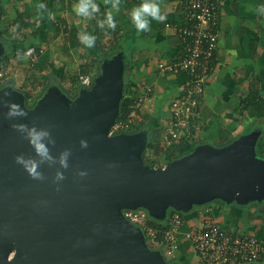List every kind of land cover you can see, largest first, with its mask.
Instances as JSON below:
<instances>
[{
    "label": "water",
    "instance_id": "1",
    "mask_svg": "<svg viewBox=\"0 0 264 264\" xmlns=\"http://www.w3.org/2000/svg\"><path fill=\"white\" fill-rule=\"evenodd\" d=\"M4 52L0 42V58ZM122 56L103 61L92 90L80 88L73 100L51 87L13 120L4 118L0 103V264H164L122 210L144 205L158 217L167 206L188 213L216 200H264V159L253 150L258 132L213 152L198 146L160 169L142 163L145 132L109 135L123 93ZM3 92L0 99L23 108L22 94ZM16 124L48 129L53 157L70 150L68 168L44 162L38 170L45 179H31L14 157L39 158ZM57 171L65 175L58 189ZM81 171L87 175L79 177Z\"/></svg>",
    "mask_w": 264,
    "mask_h": 264
},
{
    "label": "crops",
    "instance_id": "2",
    "mask_svg": "<svg viewBox=\"0 0 264 264\" xmlns=\"http://www.w3.org/2000/svg\"><path fill=\"white\" fill-rule=\"evenodd\" d=\"M77 2L78 0H3L6 10L9 6L17 9L10 13L7 11L3 17L0 35L3 33L5 38L17 39L18 44L13 49L19 50L18 53L22 54L20 56L32 51L31 55L34 57L33 61H20L29 74L36 73H31L28 77V88L32 89L37 85L40 87L37 95L42 96L48 82L57 80L59 83H70L72 77H66L67 65L57 58L61 54L64 62L66 59L72 60L73 52H79L83 63L78 65L75 75H88V72L81 74L80 67L90 64L92 48L85 47L81 42L75 51L69 46L68 33L70 29H77L78 39L82 33L95 35L96 42L100 43L104 51L111 44L117 43L127 51L128 67L123 88L125 85L130 97H144L141 106L143 111L139 120L136 119V124L151 126L163 132L162 126L167 124L169 116V101L179 94L187 80L185 73L172 74L159 68V64L168 65L179 60L181 42L178 29L183 24L184 0H157L161 13L166 14L167 19L164 22L151 21V30L140 33L134 28L129 13L143 0H119V6L116 8L112 7V0H94L99 6V12L92 19L75 14L73 9ZM218 2L217 25L214 28L217 33V48L204 85V93L200 97L199 118L193 144L210 142L223 147L235 141L249 124L264 123V119L260 117L254 120L248 118V107L244 102L249 95L254 94L258 104L264 105V15L257 12L264 0ZM39 3H43L45 8L39 10ZM108 15L115 21V29L108 28L107 25L104 29L98 28L97 22L106 20ZM19 16L28 26L22 22L13 26ZM34 32L37 33L36 38L31 35ZM25 46L28 49L24 48ZM5 47L4 45V49ZM36 48L40 51L39 55L34 52ZM86 51L91 53L88 54L89 57L85 56ZM46 53L49 55L45 66L40 70L39 59L46 56ZM81 55L84 57L81 58ZM51 65L55 67L52 71ZM89 67H92L91 64ZM51 77L53 80H50ZM148 88L150 92L146 95L144 93ZM25 97L32 100L33 95L28 94ZM255 131L261 133L259 130ZM243 134L241 136H244ZM261 159H264V156ZM236 205L213 201L190 213L186 218L187 226L195 224L201 216H206L223 229L255 236L264 243V200L255 201L248 206ZM156 222L165 224V220ZM181 243L187 244L183 240L180 242L179 253ZM183 252L185 255L182 256ZM186 256L189 258L190 253L184 245L180 257L184 259Z\"/></svg>",
    "mask_w": 264,
    "mask_h": 264
},
{
    "label": "built area",
    "instance_id": "3",
    "mask_svg": "<svg viewBox=\"0 0 264 264\" xmlns=\"http://www.w3.org/2000/svg\"><path fill=\"white\" fill-rule=\"evenodd\" d=\"M218 7V0H184L183 24L178 29L181 56L175 63L159 64L162 71L187 74L179 94L169 102L166 131L171 137L170 142L178 143L181 139L191 137L195 121L199 118L200 97L204 93L217 48L214 28L217 25ZM31 54L32 51L25 54L28 61L34 59ZM7 75L8 67L1 66L0 81ZM78 80L81 87L92 84L88 75H79ZM149 92L148 88L144 94L148 95ZM143 102V95L135 96L128 119L115 122L109 135L124 133ZM121 213L129 224L141 230L147 248L161 251L169 258L179 253V245L183 240L192 248L200 264H264V243L261 240L249 234L223 229L209 217L201 216L195 224L187 226V217L175 211L169 213L165 224L158 228L150 224L148 214L143 209H124Z\"/></svg>",
    "mask_w": 264,
    "mask_h": 264
},
{
    "label": "clouds",
    "instance_id": "4",
    "mask_svg": "<svg viewBox=\"0 0 264 264\" xmlns=\"http://www.w3.org/2000/svg\"><path fill=\"white\" fill-rule=\"evenodd\" d=\"M119 6V0H112V7L116 8ZM39 10L45 8L43 3L37 5ZM74 12L79 17H85L88 19L94 18L95 14L99 12V6L94 2V0H78L74 5ZM257 12L260 15H264V4H261ZM129 17L134 28L138 33L150 31L151 21L164 22L167 19L166 14L161 13L160 5L157 0H143L142 3L132 8L129 13ZM107 25L108 28L115 29V21L111 15L107 16L106 20H99L97 22V27L104 29ZM97 37L89 33H82L79 35L80 42L87 48L95 47ZM17 58L20 59V54H17ZM3 92V90H0ZM7 92H3V96L6 97ZM3 107L6 109L4 112V118L8 120H13L18 117H24L27 112L19 104L11 102L6 99H0ZM13 128L28 141V144L32 148L35 155L39 158L38 160L32 158H25L23 155H16L14 157V162L25 170L29 177L33 180H44L45 177L38 170L40 164L44 162H49L50 164L58 163L61 169L68 168V158L70 156V150L65 149L60 152L58 158L53 157L50 154L48 145L54 144L55 141L52 138L51 132L46 128H36L35 126L29 128L24 124L13 125ZM80 148L85 149L88 147V142L86 140L79 141ZM160 169V168H157ZM79 177H85L87 173L81 171L77 174ZM65 180V175L63 171H57L53 179V183L57 185V189L61 182ZM150 218V217H149Z\"/></svg>",
    "mask_w": 264,
    "mask_h": 264
},
{
    "label": "trees",
    "instance_id": "5",
    "mask_svg": "<svg viewBox=\"0 0 264 264\" xmlns=\"http://www.w3.org/2000/svg\"><path fill=\"white\" fill-rule=\"evenodd\" d=\"M3 0H0V23L3 19V17L5 16V14L7 13V10L3 7ZM26 16H29V14H26ZM27 18V17H26ZM18 23H23L22 17L19 16L17 18V21L13 22V26H16ZM25 24V26H28L27 23H23ZM59 30V29H57ZM7 31V29L5 30V32ZM34 38H36L37 33L34 32L31 34ZM68 40H69V46L70 48H72V50H76L79 47L80 41L78 39V32L77 29H70V32L68 33ZM0 41L3 42V44L6 46L5 47V52L4 55L0 58V67L2 66L3 68L7 67V63L9 62V60L12 58H17V54L19 52V50H15L13 49V47L15 45L18 44L17 39H11V37L5 38L3 36V33L0 35ZM24 48H27L26 46ZM99 48V49H98ZM28 49V48H27ZM26 49H23V51H25ZM35 54L39 55V49H35ZM87 55L85 54V56L89 57V55H91V53H89V51H86ZM121 52L123 57H124V64L126 67L127 66V51L125 49H123L121 47V45L117 44H111L109 46V48L104 51L102 49V47L100 46V43L95 44V47L92 48V58L90 59V64L92 67H95L97 64H99L100 66V62L105 60V59H109L111 58V56L115 55L116 53ZM47 55H49V53H46V56H43L42 58L39 59V69L42 70V68L45 66V60L47 59ZM180 56H181V49H180ZM84 55H81V58H83ZM180 58V57H179ZM89 64V63H88ZM89 65H83L80 67V73L84 74L87 71ZM98 66V65H97ZM36 68V65H35ZM54 65L50 66V70H54ZM62 81V78L60 79ZM70 84H71V89H69V91L67 92L69 95L74 94L78 91L80 85V82L78 80V76H74L70 79ZM129 91L127 90V88L124 85L123 88V93H122V98L119 102V110H118V115H117V119L115 122L117 121H126L128 119V115L129 113L132 111L131 108L134 105V99L136 95H132L131 97L128 96ZM259 95V94H258ZM29 98V97H28ZM256 96L253 95H249L245 100V104L248 107V118L251 119H256L257 117L263 118L264 119V105H259L258 104V100H256ZM30 99V98H29ZM31 100V99H30ZM163 132H166V125L163 126ZM259 130L261 132V134L258 136L257 139V144H256V153L258 155V157H262L264 156V123L263 125L256 129ZM139 132H145L147 134V144H146V149L144 150L143 154H142V160L144 161V163L149 167V168H154L152 166V164H150L149 160L146 161V156H147V152H149L152 149H158L160 147L159 144V140L161 139V136L163 134L162 131L157 130L154 127L151 126H144V125H137L136 123H131L128 128L124 131V133H128V134H135V133H139ZM193 137L194 134L192 132V136L189 137L188 139H181L178 143L175 142H170V136L167 134V142H170V144H168L165 147V151L162 153V159L164 162H166V166L169 165L171 162L188 155L189 153L192 152V150L196 147L195 144H193ZM158 168H162V166L158 167ZM211 203V202H210ZM209 204V203H207ZM207 204H203L200 206H194L188 213L184 214V217L188 218L190 213L192 212H196L198 208L203 207ZM236 205V204H235ZM236 207H238L236 205ZM171 212H175L174 210L170 211ZM182 214V213H181ZM149 217V216H148ZM150 219V218H149ZM158 226H163L161 225L162 222H153ZM255 237V236H254ZM176 257V256H175ZM260 264L262 262H259Z\"/></svg>",
    "mask_w": 264,
    "mask_h": 264
},
{
    "label": "rangeland",
    "instance_id": "6",
    "mask_svg": "<svg viewBox=\"0 0 264 264\" xmlns=\"http://www.w3.org/2000/svg\"><path fill=\"white\" fill-rule=\"evenodd\" d=\"M15 9H17V8H13L12 6L11 7L10 6L7 7V11L9 13L10 12H13ZM2 25H4V24H2ZM79 54H80L79 52H75V53L73 52L72 60H70V59L67 60L66 59V61H64V62H62L63 60L61 59V57H63L62 54L61 55H58L57 58L60 59V62L61 63H64L65 65H67V67H66V71H67L66 77H69V78L74 77L75 74L77 73V67H78V65H81V63H83L82 62L83 60H81L79 58ZM20 55H22V54H20ZM20 57H21L20 59L14 58L12 62L10 61V62L7 63V65H8L7 66L8 67V75L6 76L5 79H3V80L0 81V90L5 89L6 87H10L12 91H15V92L17 91L19 94H22L23 97H24V99H23V108L25 110H30V109L33 108L35 102L39 98H41L42 96L37 95L40 92L39 91V88L40 87H38L37 85L34 88H32V89L28 88L29 87L28 86V81H27L29 79L28 77H30V75H32V74L36 75V73H32L31 72L32 74L31 73L29 74V72L27 71V68L24 66V64H21V62H20V61H27V57L24 56V55L23 56H20ZM88 69L89 70H88V73L87 74L88 75H91L92 84L89 87H81L80 86L79 89L81 88V89L90 91V90H92V87L95 85V79H96V76L99 74L100 66L99 65L98 66L96 65L95 67H89ZM10 74H11V77H9ZM28 74H29V76H28ZM126 75H127L126 66H125V64H123V66H122V75H121L123 82L126 80ZM50 80H53L52 77L50 78ZM51 87L56 88L57 90L61 91L63 94H65L71 100H73L77 96V92L78 91L76 93H74V94L71 93V95H69L67 93L69 91V89L72 88L71 87V84L68 83V82L67 83L66 82L65 83H63V82H60L59 83L57 80L56 81H52V82H48L47 85L44 87L45 88L44 89V92H46ZM28 94L33 95V97H31L32 100L27 99L28 97H25V95L28 96ZM142 111H143V109H141V107L138 110L136 109V111L134 113V117L135 118H133V120H132L133 123H136V119L139 120L140 113ZM161 121L164 123V120L162 118H161ZM195 122L197 123V120ZM196 123H195V129L193 131V134L196 133V127H197V124ZM261 126H262V124H260V123H251V124H249V126L247 128H244V130H243V131H245L244 134H243V131H241V133L238 136V138L242 134L245 135V136H247V135L250 136V134H252L253 132H256L255 130L258 129V128H260ZM162 129H164L163 126H162ZM124 134H128V133H124ZM167 140H168L167 139V133L166 132H163V134L161 136V139L159 140L160 147L158 149H152L149 152H147L146 161L149 160L150 164H152V166L154 168H158L160 166H162V167L163 166H166V162H164L161 157H162V153L165 151L164 150L165 147L169 143V142H167ZM256 144H257V142L255 143L253 150H254L255 156H256L255 159H258L259 157H258V155L256 153ZM198 146H203V147H206L207 146L208 147V150H210L212 152L218 150V148H219L214 143H210V142L209 143H204V144H198V145H196L195 148H197ZM195 148L192 150V152L195 150ZM252 159L254 160V157ZM142 163H143V165H146L144 163V161H142ZM254 202L255 201H252L251 200L250 202L248 201V203H246V202L242 203V205L243 206H248V205H251ZM137 209H145L146 210V213L150 217L149 221L150 220L152 221V222L150 221V224L152 226H156L158 228H160V226L155 225L153 223V222H156L155 218H160L161 217V219L163 221V220L166 219V217L169 214V212L172 211V210H174L172 206H167V207H165L164 211L159 214L158 217H155L157 215H153V216L150 215L149 210L144 205H139L137 207ZM181 213L185 214L184 212H181ZM142 241L145 243V239H144L143 233H142ZM184 245H185V247L187 249H189L190 256H189V258L186 256V258L181 259L180 253L182 252V246H184ZM184 245L181 243V252L179 254L178 253L175 254L171 258L165 256L161 251H157L154 248H148V249L152 253H157L160 256V259H161V261L164 264H187V263L188 264H200L199 263V260L197 259V257L193 253L192 248L188 244H184ZM183 255H185L184 252H183L182 256ZM188 259H189V261H187ZM183 260H185L187 263L184 262Z\"/></svg>",
    "mask_w": 264,
    "mask_h": 264
}]
</instances>
